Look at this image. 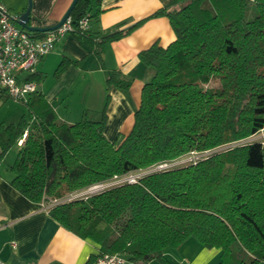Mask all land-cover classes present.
Returning <instances> with one entry per match:
<instances>
[{
    "label": "trees",
    "instance_id": "obj_1",
    "mask_svg": "<svg viewBox=\"0 0 264 264\" xmlns=\"http://www.w3.org/2000/svg\"><path fill=\"white\" fill-rule=\"evenodd\" d=\"M102 11V0H78L69 16L70 33L98 56L151 17H168L175 32L168 45L156 41L139 52L152 74L132 128L122 139L106 135L110 93L99 119L86 108L80 120L67 122L37 90L19 100L27 113L17 122H0V159L18 148L10 184L38 204L58 200L50 216L99 243L102 252L167 264V250L195 237L221 248L218 264L264 262V140H246L264 129V0H168L126 27L121 22L101 33L83 28L85 16L98 19ZM79 62L64 55L54 76ZM28 79L41 84L45 74ZM106 83L125 90L131 85L119 70ZM10 98L0 88V99ZM204 150L212 152L196 163L67 199L116 176Z\"/></svg>",
    "mask_w": 264,
    "mask_h": 264
},
{
    "label": "crops",
    "instance_id": "obj_2",
    "mask_svg": "<svg viewBox=\"0 0 264 264\" xmlns=\"http://www.w3.org/2000/svg\"><path fill=\"white\" fill-rule=\"evenodd\" d=\"M72 1L33 0L30 25L50 27L56 24ZM167 1L102 0L103 11L98 19L91 20L89 29L101 33L121 22H126L123 27L132 25ZM2 2L20 14L28 6V0ZM174 39L175 32L166 16L151 17L129 35L108 43L102 56L89 53L73 34L67 33L39 62L37 72L45 74V80L37 83L38 90L46 95L60 119L67 122L80 120L86 108L91 110V118L99 119L110 93L105 133L110 139L120 134L122 139L133 126L142 88L152 74L139 58V52L156 41L166 46ZM64 55L80 62L70 65L56 78L53 73ZM114 70L130 80L128 90L107 86L106 79ZM10 99H0V122H17L27 113L22 104L4 111ZM8 118H12L11 121ZM17 152L18 148H14L0 159V264H87L92 255L102 252V246L66 229L50 216L49 208L31 201L10 184L13 173L9 166ZM221 254V248H209L190 237L179 247L167 250L164 256L167 264H218ZM145 264L161 263L153 259Z\"/></svg>",
    "mask_w": 264,
    "mask_h": 264
},
{
    "label": "built area",
    "instance_id": "obj_3",
    "mask_svg": "<svg viewBox=\"0 0 264 264\" xmlns=\"http://www.w3.org/2000/svg\"><path fill=\"white\" fill-rule=\"evenodd\" d=\"M20 13L11 10L5 3L0 1V88L9 96L17 100H28L30 95L38 90L37 82L29 80L28 77L37 72L39 62L48 55L61 38L73 30L71 18L69 17L61 26L55 30L46 31L44 35L37 36L19 23ZM91 19L85 16L81 24L83 28H90ZM24 138L19 143H23ZM212 150L191 151L188 156L169 162H162L149 168L145 173L164 169L174 165L194 162L209 155ZM142 175H131L114 177L112 183H99L89 188L94 192L112 184L121 182H135ZM58 200L45 203L49 208ZM15 246V242H13ZM91 264H145L129 259L124 253L118 251H104L97 255Z\"/></svg>",
    "mask_w": 264,
    "mask_h": 264
},
{
    "label": "rangeland",
    "instance_id": "obj_4",
    "mask_svg": "<svg viewBox=\"0 0 264 264\" xmlns=\"http://www.w3.org/2000/svg\"><path fill=\"white\" fill-rule=\"evenodd\" d=\"M253 13L252 12H250L248 15H247V18L249 19V18H252L253 17ZM51 72V71H50ZM54 74V73H53ZM218 83H214V82H211L210 83V85H217ZM11 101H9V104L7 105V107H5V109H4V111L8 108V110H11V108H14V106H19V104L21 105H23V103L22 102H20V101H15V99H10ZM26 108V107H25ZM9 120L8 121H11L10 119H12V118H8ZM15 119V118H14ZM246 140H264V129L263 130H261V131H259L257 134H255V135H253V136H250L248 139H246ZM227 147V145L225 146H220V147H217V148H215V150H218V149H224V148H226ZM188 154H190V153H187V154H185V155H183L182 157H180V158H183V157H186V156H188ZM180 158H178V159H180ZM149 170V168L148 169H143V170H139V171H135V172H133L132 173V175H144V172H147ZM131 175V174H130ZM116 178H112L111 180H109V181H107L106 183H112V182H115L114 180H115ZM113 185V184H112ZM91 191H89V189H86V190H83V191H80V192H78V193H75V194H72L71 195V197L70 198H67V199H71V198H74V197H81V196H83V195H85V194H87V193H90ZM48 203V202H47Z\"/></svg>",
    "mask_w": 264,
    "mask_h": 264
},
{
    "label": "water",
    "instance_id": "obj_5",
    "mask_svg": "<svg viewBox=\"0 0 264 264\" xmlns=\"http://www.w3.org/2000/svg\"><path fill=\"white\" fill-rule=\"evenodd\" d=\"M78 2V0H73L71 5L69 6L68 10L65 12L64 16L61 18V20L59 22H57L56 24L50 26V27H35L29 24L30 21V13H31V8H32V4H33V0H28V6L26 8V10L20 15L19 18V23L27 28L30 31H50V30H55L57 29L59 26H61L70 16V13L72 11V9L75 7L76 3Z\"/></svg>",
    "mask_w": 264,
    "mask_h": 264
}]
</instances>
